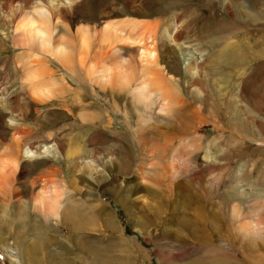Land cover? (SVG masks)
I'll list each match as a JSON object with an SVG mask.
<instances>
[{
    "label": "rangeland",
    "instance_id": "1",
    "mask_svg": "<svg viewBox=\"0 0 264 264\" xmlns=\"http://www.w3.org/2000/svg\"><path fill=\"white\" fill-rule=\"evenodd\" d=\"M78 1L80 12L70 18L74 33L69 39L76 48L63 64L49 53L27 50L26 62L34 60L29 67L47 63L50 71L44 68L46 74H39L44 66L34 69L39 78L31 73V80L30 72L18 76L21 65L16 56L23 50L14 47L13 37L16 7L31 1L0 0V125H14L13 116L29 129L34 146L56 143L59 150L58 155L39 157L31 164L20 162L16 170L13 157L0 151V178L8 184L0 186V243L16 252L18 264L48 263L46 255L22 252L23 246L43 238L44 252L57 260L48 264H190L191 260L209 264L200 256L205 249L190 246L193 237L181 225L197 217L207 235L234 242L236 251L225 255L233 254L239 264H264V0ZM120 19L142 21L141 28L131 32L140 36L145 22L147 31L151 26L157 30V25L174 29L171 23H176L179 45L169 42L166 51L172 75L153 62L139 61L140 50L138 55L135 50H117L105 63L96 60L111 44L139 45L131 39L111 40V32L102 34ZM84 24L96 30L81 43L78 32ZM184 50L186 62H200L201 70L193 76ZM32 53L34 58L29 57ZM126 53L134 60L126 69L127 80L117 67ZM39 61L42 64L36 65ZM153 72L166 79L173 92L169 110L160 111L158 100L151 105L156 94L145 104L134 97L138 76L151 77ZM23 78L37 93L20 89ZM50 78L60 87L52 82L45 88ZM34 80L45 90L39 91V84L35 88ZM177 116L183 124H191L188 137L172 127ZM201 121L206 123L204 129L195 131ZM139 131L147 139L163 134L170 140L166 146L157 140L143 145L138 141L144 139L136 138ZM151 148L161 150L164 157L160 152L152 155ZM69 149L73 152L66 157ZM180 151L187 152L183 173L170 167L171 157ZM84 162L91 168L82 169ZM165 169L175 173L171 183L164 177ZM49 178L62 180L66 188L57 216L38 203ZM197 180L216 195L209 198L198 189ZM167 189L173 194L168 202ZM159 190L163 195L154 192ZM208 252L215 258L220 255ZM0 264H12L1 247Z\"/></svg>",
    "mask_w": 264,
    "mask_h": 264
},
{
    "label": "bare ground",
    "instance_id": "2",
    "mask_svg": "<svg viewBox=\"0 0 264 264\" xmlns=\"http://www.w3.org/2000/svg\"><path fill=\"white\" fill-rule=\"evenodd\" d=\"M28 1H31V2H29V4L24 3L23 5L19 4V6L16 7L17 13L15 12V18L17 17V19H18L17 23L18 24L15 25V28H14L15 33H14L13 37H14V47L16 46L17 48H20L21 50H23V51H21V52H23L22 54H19L16 56L18 63H20V65H21L20 68H21V72H23V75L20 76L21 72L19 75L18 74L17 75L20 78L26 77L28 75V73L30 72V75H28V76H30V79H31L32 74H33V76H32L33 78H34V76H36V75H34V74H36L35 70L40 69L41 66H44L47 63L42 64V63H45V62H43L44 60L41 61L42 63L40 61L35 62V64L36 63L42 64L41 66L36 64L39 66V68L35 67L34 68L35 70L33 69L32 66H31L32 68L29 67V64L34 62V60L30 63H27L29 60L26 62V58H28L27 57L28 54H26L25 52L27 50L32 51L35 49V50H41L44 53H49L51 56H53L54 58H56L57 60H59L63 64L64 58L68 57V55L72 52L74 47L76 48V46L73 47V44H72L74 41L71 43L69 40L70 37H72L73 33H74V32H72V28H71L72 22H71L70 18L72 19L75 15L78 14L79 8L81 6V2L78 0H55V3H54V0H27V2ZM23 2H25V1H23ZM27 5H29V6H27ZM141 23H142V21H140V20L137 21V20H132V19H126V20L120 19V20L112 23L111 26L107 25L108 27H106V29L104 28L105 30L103 29V33H102L103 35H108L111 32V36H110L111 40H112V38L116 41L130 40L131 39L132 41L139 43V45H136V46L118 45V46L110 47L111 45H113V44H111L110 46H108V49L105 51V54H104L105 56L103 54H102L103 56L101 54H98L95 56L96 60L98 62H103L105 58H108L107 56H110L112 52L114 53L117 50H119V51L120 50L121 51H123V50L124 51L135 50L134 53L136 55H138L137 51L140 50V54H139L140 56L138 55V57L142 58V60L140 59L139 61H141V62L146 61L147 64L150 62H153L155 65L162 67L161 69L163 71H165V72L167 71L166 74H169L168 71H169V68L171 67V65L169 62H166V60L170 59L168 56H166V51H168L169 42H171V43L173 42V43L179 45L178 37H177L178 29H177L176 23L174 21H172V23H171V25L174 29H168L167 26L165 28H163V26L159 27L157 25V30H155L154 27L151 26L152 30L147 31V27H148L147 24L148 23L145 22L144 28H146V29L141 30L142 36H140L141 35L140 32H139L140 34L137 33V35H133L131 32L133 30L135 31V29H138V26H140V28H141ZM155 24H157V23H155ZM74 25H75V23H74ZM152 25H154V24H152ZM92 28L93 27H90L89 25L84 24L79 29L78 34H79V38H80L81 43H84L87 39L91 38L89 36H92L93 31L96 30V28L94 30ZM111 30H113V31H111ZM134 31H133V33H134ZM138 31H140V30H138ZM94 33H95V31H94ZM74 37H75V35H74ZM99 37H101L100 34H99ZM96 38L97 37H94V39H96ZM93 42H94V44L96 43L95 40ZM87 43L90 44V42H87ZM87 43H85V44H87ZM124 43H126V42L124 41ZM98 45H100V44H98ZM127 45H128V43H127ZM133 45H135V43ZM85 46L86 45H84V47ZM98 47H102V46L100 45ZM86 48H88V47H86ZM181 52L184 53V55H185L184 59L186 62V60H188V51L184 50ZM39 55H41V54H39ZM39 55H37V56H39ZM73 55H72V57H74ZM125 55H127L126 56L127 58H121L122 59L121 64H120V66L118 65L117 67H119V69H122L121 75L124 76L123 79L125 78L127 80V79H129V76H128L126 69H128L127 67L132 68L131 62H133L134 60H133L132 55H130L128 53H126ZM118 56L123 57L124 55L123 56L118 55ZM29 57L34 58L33 53H32V56L29 54ZM39 57H41V56H39ZM31 59H30V61H31ZM36 59H37V57H36ZM74 59H75V57H74ZM39 60H41V58ZM126 62H127V64H126ZM72 63H74V62H72ZM104 63H105V61H104ZM26 64H28L27 67L25 66ZM144 67L145 66H143V68ZM186 67H187L188 72L192 76L201 70L200 62H198V61H195V62L190 63V64L188 61V62H186ZM15 68H17V67H15ZM42 69L46 70L47 72H50V71H48L49 69H47L44 66L43 68L38 70L39 74H42V72H44L46 74V72ZM158 71L160 72V70H158ZM53 72H55V71H53ZM157 72H153L154 76H151V77H146V75L144 73H143V75L138 76L137 83L133 87L132 92L134 93V97L136 98V101H138L140 103L142 102L144 104L147 101H149L151 96H154L156 94L157 99L155 100V98H156L155 97V98H151L152 100L150 99V101H149L151 103V105H153V103L158 100L159 101V103H158L159 108L158 109L160 111H162L165 108H168V110H169L172 108V104H173V99H174L172 97L173 92L171 91V88L168 87V85H166V79L161 78ZM38 73H37L36 77L39 78ZM43 76H44V74H43ZM61 77H63V76H61ZM43 80L44 79L42 78V83H43ZM50 80H51V78H50ZM195 80H197V79L195 78ZM19 81H20L19 82L20 89L24 92H27V89H30L29 88L30 85H28V83L26 82V78H23ZM36 81L34 82V86L39 84V85H37V88H38L40 86V83H39L40 81L37 82V84H36ZM52 82L54 83L55 81L51 80V82H49L48 84H45L44 87L46 88L47 87L46 85L49 86L50 83H52ZM57 83L58 82H55V85L60 87L59 86L60 84L58 83V85H57ZM33 88L34 87H32L29 90V92H32L31 90ZM35 88H36V86H35ZM38 89H39V91L41 90V88H38ZM33 90H35V89H33ZM44 90L45 89H43L41 91H44ZM36 91H38V90L36 89L34 92H36ZM197 91L199 93L202 92L200 89H197ZM1 102L2 101L0 99V104H1ZM6 102H8V101H6ZM10 120L15 121L14 125H10V124H5L4 126L0 125V151H1V153L3 152L4 154H8V155L13 157V164H14L13 169L14 170L18 169V164L20 162H22V164H25V163L31 164V161H34L35 159H38L39 157L50 156L51 154H56V155L59 154L58 153L59 150H58V147L56 146L57 145L56 143L55 144H49V145L40 143V145L37 144V146H34L30 140L31 134H30L29 129L25 130L24 126L21 127L20 121H19V123H17L16 121H18V119H16L13 116L10 117ZM174 121L175 122H172L173 123L172 127L175 129H178L179 133H182L183 135L188 137V134L190 133V129H191L190 128L191 124L188 123L190 126L187 125V123L183 124L182 120H180V118L178 116H177V118H175ZM204 122L205 121H201V122L195 124V126L192 125V126H194V130L196 131L199 128L204 129V127L206 125V123L203 124ZM23 123L24 122H22V124ZM156 128L158 131H160V132L162 131V129H160L159 127H156ZM137 134H138V135H136L137 141H138V139H144V141H138V142L143 143V145H145V143L146 144L151 143V141L156 142V140H157V141H162V143L166 146V144L170 140V138L168 136H164L163 134H160V135L158 134L153 139L145 138L147 135L141 131H139V133L137 132ZM191 145H193V144H191ZM165 146H163V148H165ZM149 150H150V153L152 155L158 154V152H160L159 155H162L161 154L162 151L159 149L151 148ZM163 150L165 151V149H163ZM183 150H184V148H182V151ZM182 151L178 152V154H175L176 155L175 159L172 158L175 156L171 157L170 167L174 171H177V172L179 171V172L183 173L186 171V169H184L183 166L187 167L186 157H185V154H187V152H186L187 150L183 153H182ZM71 152H73V149H69L68 150L69 154L67 153L65 156L67 157V155H71ZM162 157H164V155H162ZM70 160L72 161L73 159L70 158ZM178 160H180V161H178ZM179 166H182V167H179ZM81 167H82V169L83 168L86 169V168H91V165L89 162H84ZM12 170H11V172H12ZM13 174H15V172ZM13 174H12V176L14 177ZM164 174H165L164 177L168 176V178H169L168 183H171V177L170 176L174 177L175 173L172 174V172H170L168 169H165ZM13 177H11V178H13ZM189 177H191V176H189ZM216 178H217V176L215 177V180H216ZM188 179H191V178H188ZM217 179H219V178H217ZM34 181L32 183H34ZM202 181L203 180H197L196 181L198 189L203 190L204 193L208 194L209 193L208 188L205 187L206 185H204V182H202ZM44 182L46 184L44 185V187L42 186V192L38 198L39 207L41 205H42L41 207H44V208H46L48 206L49 211L53 212L54 216L55 215L57 216L60 199L62 198V196L64 195L65 190H66V188L64 187V182L62 180L56 181L55 179H50V178ZM4 183H5V181H3L0 178V186L1 187H3ZM6 183L4 185L7 187L8 184L6 185ZM8 183H9V180H8ZM35 183H36V181H35ZM9 185H11V184L9 183ZM168 187H170V185H168ZM12 188L13 187H11L10 189H12ZM4 190H5V187H4ZM170 190H168V189L164 190V192H167V194L164 195V197H165L164 200L167 202H168V200L171 201L172 197H173V194H171ZM8 191L10 192V190H8ZM161 191L162 190L154 191V192H159L160 195H163V193ZM11 192L8 193V195L11 194ZM18 192H20V189ZM0 193H1V190H0ZM211 193L213 195L209 193V198L212 199L213 196L216 195V193L215 192H211ZM2 195H3V193H2ZM5 195L6 194H4L3 196L6 197ZM13 196L15 197V195H13ZM16 196H17V194H16ZM11 199H13V198L11 197ZM17 199H18L17 200L18 202L22 200V199L20 200V198H17ZM2 200H3V198H2ZM9 200H10V196H9ZM5 201H8V200H5ZM232 211L234 213L235 212L237 213V207L232 206ZM181 225H182V227H184L186 229L188 236L193 237L192 239H193L194 243L189 242L188 244L194 248L198 247L200 249H205V252H203V254H200V256L202 257V261L208 262L209 264H239L237 258H236V260L234 258H232V257H234V256H232L233 254L229 257L227 255H225V253H227V252L236 251L234 248V242L232 243L231 241H228V239H222V237L220 235H217L214 238H213L212 234L207 235L206 234V228L207 227L203 223H201L197 217H193L189 220H186L185 223H182V221H181ZM214 228H218V225H215ZM220 234H221V232H220ZM215 240L220 241V242L222 240H226L227 243H215L214 242ZM43 244H44V238L39 243L38 242L36 243L35 241H31L28 244H26L25 246H23L25 248V251H22V252L24 254L26 252V254H28V255H32V254L36 255L37 254V256H38V254H39L40 258L41 257L43 258V256L46 255L47 259H48V261L47 260L46 261L48 263H49V261L51 263L56 262L57 260L54 259L55 257H53L52 254L44 252ZM0 247L2 248V251L5 253V255L8 256V258L12 262V264H14V263L18 264L19 260H18V256L16 255L15 251L8 249L4 244H1V243H0ZM208 250L220 251V255H218L215 258L212 253L208 252ZM197 252L199 253V251H197ZM74 261L75 260H73V262ZM191 263L192 264H205L204 262L196 261V260H191L190 264Z\"/></svg>",
    "mask_w": 264,
    "mask_h": 264
}]
</instances>
